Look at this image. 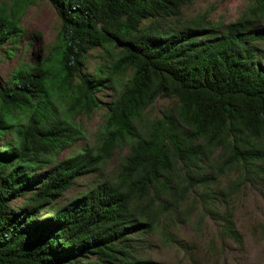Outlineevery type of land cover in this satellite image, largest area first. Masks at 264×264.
I'll return each instance as SVG.
<instances>
[{"label":"trees","instance_id":"obj_1","mask_svg":"<svg viewBox=\"0 0 264 264\" xmlns=\"http://www.w3.org/2000/svg\"><path fill=\"white\" fill-rule=\"evenodd\" d=\"M32 1L0 0V49L16 48ZM46 1L53 42L0 83V264H134V235L191 210L240 245L233 197L264 174V0L179 28L163 22L193 0ZM97 47L107 60L83 71ZM157 98L172 104L149 116ZM99 107L90 144L57 159L83 138L74 116ZM84 175L86 188L53 207Z\"/></svg>","mask_w":264,"mask_h":264},{"label":"rangeland","instance_id":"obj_2","mask_svg":"<svg viewBox=\"0 0 264 264\" xmlns=\"http://www.w3.org/2000/svg\"><path fill=\"white\" fill-rule=\"evenodd\" d=\"M250 0H193L183 4L180 14L168 18L164 25L179 28L191 18L204 15L206 19L218 22L234 20L247 6ZM23 34L13 45L6 42L0 49V83H3L11 70L21 63L38 62L59 28V19L46 0H34L24 9L19 18ZM5 51L12 53L5 54ZM100 48L88 51L83 71H91L97 64L107 60V54ZM112 94L103 88L96 92L99 101L106 102ZM172 104V99L157 98L148 111L149 116L156 115L162 108ZM104 108L99 107L90 113L76 114L73 121L82 130L83 138L74 146L62 150L57 159L71 154L79 146L90 144L93 134L103 119ZM125 153V148L116 149L106 163L111 170L116 161ZM93 175L80 176L58 197L53 207L61 206L89 184ZM233 178V175H230ZM246 182L232 200V220L241 237L240 245L227 239H219L218 227L214 221L205 217L197 223L195 210L187 217L182 216L164 221L150 233H138L129 241V250L138 262L134 264H264V174ZM15 200L11 205H18ZM46 211L39 213L45 215ZM161 223V222H160ZM119 264V263H115Z\"/></svg>","mask_w":264,"mask_h":264}]
</instances>
